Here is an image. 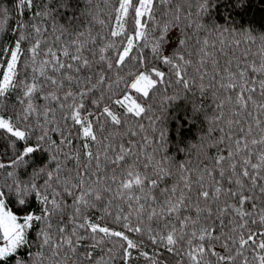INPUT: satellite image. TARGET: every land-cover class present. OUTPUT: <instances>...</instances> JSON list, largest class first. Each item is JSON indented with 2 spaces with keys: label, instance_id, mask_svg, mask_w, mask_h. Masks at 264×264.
Masks as SVG:
<instances>
[{
  "label": "snow or ice",
  "instance_id": "obj_1",
  "mask_svg": "<svg viewBox=\"0 0 264 264\" xmlns=\"http://www.w3.org/2000/svg\"><path fill=\"white\" fill-rule=\"evenodd\" d=\"M34 2L0 4V33H11L0 39V264H131L133 256L264 264V31L252 51L236 40L241 54L221 66L202 31L219 37L220 51L226 35H257L251 26L206 22L209 0H197L195 16L189 4L183 20L171 0H89L91 21L67 40L72 26L58 23L51 0L35 2V11ZM193 56L198 89H215L218 114L187 95L196 84ZM173 85L183 91L169 94ZM157 96L161 104L190 100V121L204 112L200 148L209 163L199 154L195 164L177 160L162 126L138 148L134 139L125 146V135L144 129L139 118L157 112ZM159 113L148 117L154 130L163 106ZM149 140L157 147L146 152ZM37 152L46 159L38 162Z\"/></svg>",
  "mask_w": 264,
  "mask_h": 264
},
{
  "label": "trees",
  "instance_id": "obj_2",
  "mask_svg": "<svg viewBox=\"0 0 264 264\" xmlns=\"http://www.w3.org/2000/svg\"><path fill=\"white\" fill-rule=\"evenodd\" d=\"M7 2L8 4L12 3V0H0V4H4ZM35 2H43V0H35ZM35 2L33 4V11H35ZM65 0H51L50 8L55 9L54 15L59 24L71 25L72 27L69 29L68 33H65V39H70L72 37V31L77 28L78 25L87 24L91 21V17L87 15L85 9L89 2V0H66L67 7H58V5L64 3ZM92 4L100 3L101 7L104 6L106 0H90ZM171 3H179L182 5L181 11V19L183 20V13L189 11L188 5L192 4L191 11L193 16L196 15L195 5L197 0H171ZM210 7L206 13H202L201 15L204 17L205 21H215V23L227 26L229 28L240 29L241 26H251L254 29V33L257 35L256 41L252 40H244L243 37L239 34L237 35H226L224 38V47L223 51H220V42L219 37L214 35L213 33L201 32L199 39L203 40V37L207 35L208 37V49L211 51L213 47L216 48V57L218 58L219 64L223 66V64L228 60L230 55H240L239 51H234L236 48L235 41L240 40V49H248L250 51L254 50L259 46V38L258 33L264 31V0H209ZM163 9L161 7L157 8L156 15L160 16ZM31 13L25 10L24 16L27 18ZM145 19H147L145 17ZM10 23H15V16H13ZM49 27L51 26V21H48ZM175 29H173V33ZM49 33H45L48 35ZM192 39L188 42L195 52L197 47V35L192 34ZM11 33L4 35L0 33V39L7 40ZM216 40L217 44L214 46L212 41ZM229 41H232L229 43ZM194 65L189 69L190 75H196V84L192 85L193 91H189L187 95L189 97L195 96L197 102H203L206 105V111L209 115L214 112L218 114V111L215 109V103L213 101L212 92L215 90L212 87H207L204 90L203 95H201L198 85L200 83L199 76L194 72L195 67V56H193ZM206 66L211 69L212 64L209 61H206ZM235 63V61H233ZM212 73L206 76L203 81L206 85L209 84L211 80ZM191 83V82H190ZM179 88L183 91L182 85H173L168 89L169 94L175 89ZM133 95H138L135 90H131ZM258 91V90H257ZM14 98V95L13 97ZM164 107V114L161 115L160 121L156 122V128L153 129L152 123H150L148 117L152 116L155 120L156 115H160L159 108ZM153 107L157 109L156 113L148 112L143 114L140 119V123L144 125V129L140 130L137 128L136 135L132 136L131 134L125 135L122 139L127 146V141L129 139H134L136 141V147L142 143H144L145 135L150 137H158L160 136V128L161 126L166 131V136L164 139L167 140L166 149L169 153L175 155L177 160L187 159L189 156L192 157L193 163H197V157L199 154V158L203 159L205 163H209V161L205 158L204 149L200 148V144L205 141L202 139L201 134L206 133L208 129V122L204 119V112H200L196 118L189 120L191 116V101H186L183 97L179 100L172 102H162L159 103V97L157 96L156 101L153 102ZM227 109V105H225ZM228 114L227 111L225 113ZM213 128L215 129V124H213ZM123 130V129H122ZM214 136H219V132L215 131ZM119 140V138H118ZM227 144V140H225L223 145H220V148H224ZM189 145H192L189 148ZM157 145L153 143V141L149 140L145 145V151H151L153 148H156ZM179 147H183L185 151H178ZM6 149V145L4 142L0 141V153H3ZM211 152H216L215 147H211L208 149ZM163 153L158 152L157 155H162ZM46 153H36V159L38 162H42L46 159ZM4 158V157H0ZM94 163V162H93ZM171 181H169L170 183ZM160 187H164L163 184ZM154 191L159 194V189H155ZM96 215H99V212L92 210ZM110 222V220H109ZM87 243V241L85 242ZM144 247L146 250L151 251L152 245L145 238ZM99 249H96V253L99 254ZM117 264H122L121 261H117ZM131 264H146L145 258L133 256L131 258Z\"/></svg>",
  "mask_w": 264,
  "mask_h": 264
}]
</instances>
